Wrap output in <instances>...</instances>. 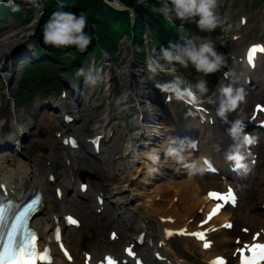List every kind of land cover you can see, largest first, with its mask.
Masks as SVG:
<instances>
[{"label": "rangeland", "instance_id": "rangeland-1", "mask_svg": "<svg viewBox=\"0 0 264 264\" xmlns=\"http://www.w3.org/2000/svg\"><path fill=\"white\" fill-rule=\"evenodd\" d=\"M94 0H71L68 11H72L75 14H80L81 12L86 13V11H82L83 8H88L89 5L94 4V2H91ZM102 3L106 6L107 12H115V13H122L123 15H127L128 20L131 18V14L140 13V10H144L145 13L149 15V17H153L154 14L147 10V5L149 4L151 7V4L149 1L151 0H101ZM243 2L247 3H257L260 0H242ZM115 2L119 3V5L114 4ZM232 2V1H231ZM240 2H238L239 5ZM21 9L24 15V18L22 21L19 18L22 16L20 13L18 17L8 15L5 16L6 18H9L8 20L1 22L0 25V42H2L3 37L2 35L6 34V29L8 26L11 29L12 32H18L17 37L20 36V31L27 29V27L31 26L33 28L34 21L38 17L39 13L43 9V7H40V9H34L31 5L25 4V0L20 1ZM96 6V12L94 21L96 23H99L102 17H106L104 13L98 12L97 10V4ZM234 7V8H233ZM232 8H227L226 10V19L231 21L233 20L232 16L235 13V6ZM2 8L5 10L6 14H9L12 12L10 8L2 5ZM27 8L32 9L30 13L27 11ZM152 8V7H151ZM264 8V7H263ZM50 11L53 12L55 9H52V7H49ZM79 11H76V10ZM121 10H125L121 11ZM248 13V12H247ZM27 21H30L26 23ZM123 23V18H122ZM264 10L262 8L258 10L255 13V24L254 27L257 30L260 28V33L264 31ZM120 25H122L120 23ZM126 26H129V24L125 23ZM106 27H108V24H106ZM121 27V26H120ZM233 26L227 27L226 31H228V35L231 32ZM98 33L102 40H104L108 45H110L108 38L104 35L103 30L105 28L99 26ZM12 33H8L7 35H10ZM107 36H110L108 34ZM145 36V34H144ZM264 36V34H263ZM120 37V36H119ZM117 37L116 40H119L118 43L114 44L112 50V58L108 57L106 59L109 63L108 66H110L111 70V81L110 85L112 88V94H117L120 92L121 88L124 87V81L125 76L123 73L122 64L125 65L128 63L129 60H133V67L134 69H138L137 65L142 61V57L140 54V49L136 47V45H132L133 49L127 50V46H129L130 40H127L125 37L119 38ZM71 48V47H70ZM68 48L69 51H67L65 54H68L71 52V49ZM86 52V51H85ZM84 52V53H85ZM21 50H17V45H13L11 49L6 52L3 51V55L1 59V68L9 67L11 58L15 55L21 54ZM72 53V52H71ZM106 54V52H104ZM6 55V56H5ZM29 55L23 54L21 57H19V60L22 58H25ZM71 55V54H70ZM42 56V55H41ZM40 55L38 56V58ZM61 55H58L55 59V66L57 67V71L55 76L51 77V81L48 83L44 82L43 77H49V73H46L45 71L49 70V67L46 66L41 70L40 67H38L34 61L25 62L24 66L21 69H17L15 72H11V77H8L10 80H8V88L7 85L3 82L1 79L2 76H0V103H2V106L0 107V116H4L6 114L10 115L11 112L9 108L5 106L4 97L5 94L8 95V97H12V102L14 106H17L21 109H23V112L19 109L18 111L21 112V116H24V123H27V126H31L29 128L28 136L26 137V140L21 141L22 145V151L26 154L24 156H30L32 158H36L38 165L42 169V173L46 176L48 170H52L55 175V180L53 183H49L47 181L48 186V192L50 194V197L54 203V210L57 213H60L63 211V207L60 206L61 199L55 198L54 195V189L53 187L56 184H60L63 189L62 197L64 199H67L69 201V197L72 196V194L76 191L77 188V180L74 181L72 184L73 189L68 191L67 186V178L68 173L70 169L74 170V175L78 176L79 171L82 169L81 163H90L92 162L94 166L90 167L91 170L95 171L96 173H93V176L86 175V180L88 183V193L91 191L95 192L97 190H100V188H103L107 191V198L110 200L113 204L117 205L118 214L121 219L124 220V224L126 227L127 223H129L130 229H128V232L130 235H132V231L136 232L138 229L135 227L134 222L136 221L137 216L139 215L140 210H144L143 205L147 204L152 197H158L154 196V193L156 192V185L160 186H166L167 182L165 179L166 176H158L157 174L152 173L153 175H157L159 179L154 180L151 177L147 176V180L150 181V184H138V181L141 182L142 175L144 172H142L141 168V161L134 162L132 160V154L128 153V148L126 149V144L128 141L131 142V135L134 132V118L132 116H127L126 112L122 110V114L118 111L120 108L117 103H115L116 100L115 97L114 100H111L109 103H105L102 101L99 105L93 107L91 109V112H89V109L86 108V106L83 103H80L79 105L76 104V101L73 100L70 97H61L58 96L56 100L58 102H61L63 107L75 110L80 117V121L78 123L74 124V128L78 129L81 128L83 125H93V122L97 124V131L104 130L105 136L102 138V143L104 144L105 153L97 159H94L93 157L86 161L84 158H80L81 150H70L67 146L61 144L60 137L55 135V131L59 130L60 132L64 131L65 125L61 121L60 117L56 115L55 112L49 111L46 106H43L41 108H33V97L34 95H39L38 100L40 102L44 101H54L55 93L59 90L61 87L62 81L60 75L63 74L62 69V62L60 59ZM91 57L90 55L85 57V60L89 59ZM264 60V56L261 58ZM99 66L100 64L98 62ZM86 65H88L86 63ZM20 66V65H19ZM19 68V67H18ZM45 70V71H44ZM5 73L8 72L7 69L4 70ZM144 72V69H143ZM143 72L138 75L139 78H143ZM53 70L50 71V74H53ZM122 73V74H121ZM29 74V75H28ZM58 74V75H57ZM8 75L10 73L8 72ZM21 77L19 79L18 76ZM27 75V78L25 77ZM40 75V76H39ZM26 78V79H24ZM143 81L145 79H142ZM22 84V86H20ZM102 84V83H101ZM40 86L42 88L40 89ZM11 88V93H7V89ZM145 86H143L142 89H144ZM20 89L26 90L28 92V96L24 97L23 94L20 92ZM97 89H100L99 87ZM49 92V93H48ZM41 93H45V95H41ZM49 96V98H48ZM154 102V101H153ZM129 103V102H128ZM70 104L75 105L74 107H69ZM46 112H50L54 118H47L45 115ZM156 112H163V106L156 108ZM101 118V121L99 118ZM1 119V118H0ZM89 120V121H88ZM88 121V122H87ZM6 122V121H5ZM71 125V123H67V126ZM95 131L92 130L90 135H92ZM154 146V145H152ZM43 147H46V150H43ZM158 150V148H157ZM110 151V152H109ZM114 151V152H112ZM203 152H209L211 153L215 158L219 160V162L222 161L221 156V150L220 152H217L215 148H213V143H206L203 148ZM20 152V151H19ZM112 152V153H111ZM11 155H15V152H4ZM160 152H158L159 154ZM27 156V157H28ZM111 160V161H109ZM166 163H171L169 159L167 161L160 160L157 166V172H159V165H163ZM141 168V169H140ZM260 172L264 173V164H260L258 167ZM137 170V171H136ZM164 174V173H162ZM165 175V174H164ZM183 178L186 176H182ZM199 177V176H197ZM149 178V179H148ZM192 180L190 177L186 178V180ZM207 180H211L210 178H206ZM146 180V181H147ZM71 181V179H70ZM175 183H178L180 179H174ZM137 182V185L136 183ZM173 182H170L169 184H172ZM132 184V185H131ZM136 185V186H134ZM254 184L252 183V186ZM176 184L174 187H168L165 189L168 191V197L173 196V201H176L177 199L180 200L184 195V190L180 189L178 191L175 190ZM223 187V185H221ZM139 189V190H136ZM117 190H121L119 193ZM117 192V196L121 197L118 198L117 196H113L114 192ZM175 194L173 195V193ZM258 192V191H256ZM159 193V194H158ZM157 195H160V192L158 191ZM178 193V194H177ZM124 194H127V200H124ZM178 195V196H177ZM80 197V196H79ZM175 197V198H174ZM65 201V200H64ZM123 203H122V202ZM117 202V203H116ZM67 202L65 201L66 209L70 210L71 207L67 206ZM89 203V201H87ZM115 206H111L110 208L106 209V212L109 213L110 211L113 213L116 211L114 208ZM86 216H90L91 213V207L87 206L85 209ZM173 218V216H171ZM151 223H150V229L152 230V235L157 236V226L152 217H150ZM91 231L94 235L101 238L106 235L105 229L106 226H111V224L107 223L106 215L102 214L100 217H96L94 219L93 223L88 224ZM135 227V228H134ZM82 229L84 230V226L78 227V228H69L68 230L71 231V233L76 232L77 230ZM93 236V235H92ZM65 238L67 239V232H65ZM153 240V239H152ZM101 241V239H99ZM173 241V242H172ZM102 242V241H101ZM154 242V241H153ZM170 242H172V245L174 247V250L171 249ZM112 244L111 250L119 249L120 245L118 243V240L110 242ZM192 241L188 237H175L169 240V244L167 245L169 251L173 252L175 256L181 259H186L189 264H206L205 262V255L202 254L197 245H192ZM186 253L187 257H184L181 255V253Z\"/></svg>", "mask_w": 264, "mask_h": 264}, {"label": "clouds", "instance_id": "clouds-1", "mask_svg": "<svg viewBox=\"0 0 264 264\" xmlns=\"http://www.w3.org/2000/svg\"><path fill=\"white\" fill-rule=\"evenodd\" d=\"M5 3V0H0ZM25 4L35 8L43 7V0H25ZM157 9L165 21L183 24H195L201 33H212L217 29L223 30L226 24L225 17L221 14L222 0H160ZM5 6L13 13L21 11V5L17 0H6ZM88 25L87 14L81 12L75 14L65 11L64 5L58 3L43 25V43L53 48H75L76 51L84 53L92 41V36L85 32ZM146 70L153 78L163 73L173 78L166 82L155 83V87L164 94L175 100L199 110L204 103L217 104L216 115L229 127L226 129L227 136L232 140L231 145L224 153L233 170L247 172V155L250 146L256 143V137L245 131L246 125L237 119L228 121V114L237 110L245 100L243 88H234L232 85H221L219 88L218 102L210 95L208 81L203 78L210 74L220 72L227 65L226 54L217 50L216 43L209 38H202L196 34L181 35L179 40H169L167 44H159L153 47L146 57ZM193 68L196 73L202 74L195 82H186L182 77L175 75L181 69ZM78 75L84 76L85 83L95 87L102 76L99 71L85 73L80 69ZM193 144H185L182 138H172L168 142L165 155L174 158L178 164L183 165L189 176L202 175L205 168L201 162L202 158L186 162L185 152ZM132 150L134 162L142 159L158 165L160 156L158 153L143 151L137 143Z\"/></svg>", "mask_w": 264, "mask_h": 264}, {"label": "bare ground", "instance_id": "bare-ground-1", "mask_svg": "<svg viewBox=\"0 0 264 264\" xmlns=\"http://www.w3.org/2000/svg\"><path fill=\"white\" fill-rule=\"evenodd\" d=\"M27 33L28 32L24 33L23 37H25ZM12 34L3 35V40L2 42H0L1 58L3 55V51L6 50V52H8L11 49V47L19 41L17 37L18 33L14 35ZM36 56H39V55L37 53H31L26 58L31 59ZM1 65L2 64H1V59H0V69H1ZM4 70H3V73H5ZM9 76L10 75L3 76V80L5 83ZM129 88H130V92L127 94V97H130L133 95L137 97V102L133 104V107L134 106L138 107L140 113L142 114L147 113L145 112V109L140 108V104H141L140 94L136 92L135 87L133 85H130ZM7 93L9 94V91H7ZM122 106H124V104ZM9 110L10 112L12 111V114L7 115V119L5 122V124L10 127V131H11L10 134L8 135V138L11 140H15V141L21 140L24 136V131L27 128V125L21 122V112L20 111L14 109V107H10ZM136 116H138V113ZM48 117L53 118V116L50 115L49 113H48ZM142 119L149 120L146 117ZM2 120L3 118L0 119V121ZM134 124H135L134 135L131 136V143H132L133 148L136 145L135 143L137 142V138L140 136L141 130L146 128L147 122L142 121L139 118H136V120H134ZM129 143L130 141L127 142L126 149L128 148V153L132 154V160L134 161L132 150L129 148ZM143 146H145L146 149H143ZM143 146L141 145L140 148L146 152H153L155 149H157V147L152 146V145L147 146L146 144H143ZM13 152H15V155H11L8 153H2L0 155V177H4L8 181L11 188L13 189V194L16 197L21 196L24 189L29 183H31L34 186L39 187V189L43 188L45 190L43 198H42V204H43L42 210L40 211V213L38 212L36 214V216L34 217L32 221V223L38 228V230L42 233V235H44L47 233L48 229L50 228L52 224V220L54 218V216H52V213H54V208L49 199L48 189L46 185L47 179H48L47 177L48 173L46 174V176L42 173L41 168H39L36 164L37 160H35L34 158L29 157V156L28 157L24 156V154L19 151H13ZM160 152L164 154L165 151L160 149ZM141 168L144 173L142 175V178H140L142 181L141 182L138 181V184L141 183L144 185V181L147 180V176L149 177V174L153 175L152 171L154 170L155 167L153 166L151 162L147 160H142ZM211 175L213 174L211 173L204 174V176H211ZM79 183L80 181L78 182V184ZM135 183L137 185V182ZM211 183H213V181L208 180L205 182H201L199 185L200 189H197V187L193 185L190 196L187 199L181 198L179 202L173 201V199H170V197H168V192L170 191L171 193V190L170 189L168 191L165 190L168 188L167 185L166 186L156 185L155 187L156 192L154 193V196H158V198L156 199L152 197L150 202L147 204V209L140 211L139 217L137 221L134 223L135 227L138 229V231L145 230V232L149 236V232H148L149 219L148 218L149 216H153L155 223L158 227V230H157L158 237L156 238L155 243H154L156 245L158 241L161 238H163L165 227H180L183 224H186L185 220L187 219V216L193 215L195 213L194 211L195 207L197 208L205 200V195L201 193L202 186L205 185L206 187H213ZM177 184H180V187H184L186 183L184 180ZM259 186L261 187L262 191H264V176L259 178V185H257L256 188ZM136 190H139V189L136 188ZM177 190H178V185H177V188H175V191ZM85 191H88V189H86ZM117 191L119 193L121 190H117ZM158 191L160 192V195H157ZM123 197H124L123 200H127V194H124ZM227 212H224L223 215L219 219L225 217ZM165 216H173V220L172 221L164 220L163 217ZM145 218H147L146 221H144ZM236 220L244 221V223L245 222L248 223V225L251 227H257L259 225H264V218H263V215L261 214V209L258 208L253 201H249V205L247 209H245L243 212H240L239 214L236 215ZM127 228L130 229V227H127ZM221 234L222 235L226 234V231L221 230ZM121 235L124 236L123 233H121ZM68 242L74 253L75 258L72 263H66V264H77V261L82 259L83 254L78 251L79 248H85V246H87L90 248V250L95 255H98L104 249L111 248V243L108 240H102V242H97V239L95 237L84 234L82 230H78L75 233L70 234ZM193 242L198 245L200 244L199 242L195 240H193ZM228 243H229V237H222L221 239L216 240V246L214 248L224 247ZM119 245H122L120 241H119ZM200 250L207 255L213 250V247L210 249H206V250L204 249H200ZM165 251L172 258L175 259V263L188 264L186 259L177 260L176 257L173 254H171L169 250L165 249ZM183 260H185L186 262H184Z\"/></svg>", "mask_w": 264, "mask_h": 264}, {"label": "snow or ice", "instance_id": "snow-or-ice-1", "mask_svg": "<svg viewBox=\"0 0 264 264\" xmlns=\"http://www.w3.org/2000/svg\"><path fill=\"white\" fill-rule=\"evenodd\" d=\"M260 50L264 51V49ZM253 51H255V49H253ZM209 196L218 200H232L234 202V196L231 190L225 195L212 192L209 193ZM220 207V205H217L211 215L218 212ZM7 212L8 207L0 204V264H36L37 259H48L45 255H38L30 251V249H35V236H31L27 240L20 237L17 224L15 222L11 224L8 222ZM24 215L25 213L16 216L15 220H21ZM211 215L209 219H211ZM73 223H75V221H73ZM192 235L199 236L203 239V233H192ZM205 247H208V245L205 244ZM253 251L258 252V259L264 260V244H257ZM245 264H249V262L245 261Z\"/></svg>", "mask_w": 264, "mask_h": 264}, {"label": "trees", "instance_id": "trees-1", "mask_svg": "<svg viewBox=\"0 0 264 264\" xmlns=\"http://www.w3.org/2000/svg\"><path fill=\"white\" fill-rule=\"evenodd\" d=\"M86 2H87V0H86ZM91 2H94V4H91V6H94L95 5V3L97 4V10H98V12L100 11V12H102V13H105V14H109V12H107V8H106V6L102 3V1L101 0H94V1H91ZM90 6V5H89ZM1 10V9H0ZM93 11L95 12V13H97L96 12V6H94L93 7ZM2 12H3V10H2ZM112 12V11H111ZM19 13H21V11L20 12H17V14H19ZM112 13H115V12H112ZM105 19H109V18H105ZM107 21L105 20V23H106Z\"/></svg>", "mask_w": 264, "mask_h": 264}]
</instances>
